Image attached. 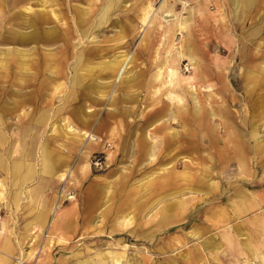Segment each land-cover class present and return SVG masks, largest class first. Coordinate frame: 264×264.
<instances>
[{
    "label": "rangeland",
    "instance_id": "374dc122",
    "mask_svg": "<svg viewBox=\"0 0 264 264\" xmlns=\"http://www.w3.org/2000/svg\"><path fill=\"white\" fill-rule=\"evenodd\" d=\"M0 61V264H264V0H0Z\"/></svg>",
    "mask_w": 264,
    "mask_h": 264
},
{
    "label": "crops",
    "instance_id": "0c3cea01",
    "mask_svg": "<svg viewBox=\"0 0 264 264\" xmlns=\"http://www.w3.org/2000/svg\"><path fill=\"white\" fill-rule=\"evenodd\" d=\"M100 124V123H99ZM98 124V125H99ZM19 158V157H18ZM47 158V157H46ZM61 159H66V158H64V157H61ZM67 160V159H66ZM33 161L34 160H32V161H30V160H27V159H25V158H23V157H21V158H19V159H17L16 158V163H15V165H14V167H15V172H12V174H11V176L12 177H15L16 178V181H17V183H15L14 184V186L15 187H18L19 189V191H18V193L20 192L21 193V189H22V186L25 184V183H27L28 181H30L31 179H34L36 176H35V174L36 173H34V171L32 170V168H33ZM48 161V160H47ZM52 161V160H51ZM50 161V162H51ZM59 161H60V159H59ZM58 161V162H59ZM62 161H64V160H62ZM13 162V161H12ZM4 163H8V162H6L5 161V159H4ZM67 163H68V160H67ZM67 163H63L62 164V166L58 169V170H56V172H53V173H47L46 172V169H44V172H45V174H47V175H49V176H54V175H56V173L59 171V170H61V171H63V169H64V167H65V165H67ZM46 165H47V163H46ZM12 167H13V165H12ZM24 167H26V168H24ZM25 169L26 170H29L28 172H26L25 173ZM24 171V172H23ZM30 175V176H29ZM46 175V176H47ZM28 176V177H27ZM42 192V190L40 189V188H33V189H31L30 190V194H33V193H35L34 195H35V197L34 198H36V200H38L39 199V194L40 193H38V192ZM39 202H41V198L38 200ZM38 205H40V204H38L37 203V205L35 206L36 208L38 207Z\"/></svg>",
    "mask_w": 264,
    "mask_h": 264
},
{
    "label": "bare ground",
    "instance_id": "6f19581e",
    "mask_svg": "<svg viewBox=\"0 0 264 264\" xmlns=\"http://www.w3.org/2000/svg\"><path fill=\"white\" fill-rule=\"evenodd\" d=\"M243 8V7H242ZM243 10V9H242ZM244 17V16H243ZM82 23H84V20L82 21ZM33 37L31 36V35H21V37H20V39H18L20 42H24L26 39L28 40V39H32ZM1 62L2 61H0V66H1ZM159 101H160V99H159ZM175 104V103H174ZM171 110V109H170ZM172 111V110H171ZM175 112V111H174ZM186 111H184L183 113H180V114H176V116L174 115V118H175V120H179V121H181L182 120V122H183V124H184V126H186L187 128H188V130L189 129H191V127L188 125V124H193V121H192V119H187V122L185 121V117H186V113H185ZM185 113V114H184ZM162 115V114H161ZM160 115V116H161ZM189 116V115H188ZM154 117H156V116H154ZM189 118V117H188ZM156 119H159V118H157L156 117ZM173 119V118H172ZM160 120V119H159ZM163 120V119H162ZM147 121V120H146ZM146 121H144V125H146ZM158 121V120H157ZM159 123V122H158ZM143 124V123H142ZM157 124V123H156ZM154 125V124H153ZM147 130V129H146ZM174 134L172 133L170 136H171V140H172V136H173ZM142 136H143V138H142ZM97 138L96 137V135H93L91 138ZM139 138H141V140L142 141H145L146 142V140H148V137H147V135H144V134H140V137ZM139 138L137 137V140H139ZM98 139V138H97ZM96 139V140H97ZM140 140V141H141ZM141 144V143H140ZM148 145H150V144H148ZM155 145V144H154ZM147 144H143V146H142V149L140 148V156H144V155H146L147 153H148V150H146L147 148ZM16 148V147H15ZM191 148V147H190ZM37 149V148H36ZM239 149V148H238ZM17 150V149H16ZM16 150H14L15 152H16ZM18 151V150H17ZM37 152V151H36ZM153 152H154V150H153ZM178 154V153H177ZM40 156V155H39ZM5 158V157H4ZM60 158V157H59ZM138 158H140V157H138ZM7 160V159H6ZM47 160L48 161H45V163H47V165L45 166V169H46V172L47 173H53V172H56V170H58L61 166H62V164L64 163H67V161H66V159H61L60 158V161L58 162L57 160H53L49 155H47ZM52 160V161H51ZM62 160H64V161H62ZM36 161V160H35ZM51 161V162H50ZM36 163V162H35ZM24 168H26V167H24ZM24 172V171H23ZM30 176V175H29ZM28 177V176H27ZM184 178H185V180L188 178L187 176H184ZM167 185V184H166ZM41 186H43V184H41ZM163 187V186H162ZM45 188V187H44ZM23 189V188H22ZM42 190V189H41ZM22 191V190H21ZM178 192H181V191H178ZM177 192V193H178ZM38 193H42L41 191L40 192H38ZM33 195H34V193H33ZM103 196H104V194H103ZM40 197H41V195H40ZM43 197V196H42ZM106 197H108V195L106 194ZM39 200V199H38ZM42 201V200H41ZM37 202V201H36ZM41 204V203H40ZM40 207V206H39ZM44 207V206H43ZM42 207V208H43ZM42 210V209H41ZM119 258V257H118Z\"/></svg>",
    "mask_w": 264,
    "mask_h": 264
}]
</instances>
